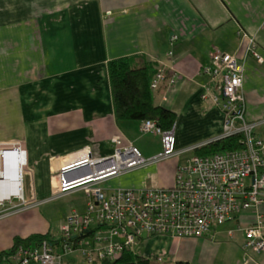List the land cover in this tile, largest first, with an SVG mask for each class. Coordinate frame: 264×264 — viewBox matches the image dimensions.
<instances>
[{"label":"crops","instance_id":"crops-1","mask_svg":"<svg viewBox=\"0 0 264 264\" xmlns=\"http://www.w3.org/2000/svg\"><path fill=\"white\" fill-rule=\"evenodd\" d=\"M248 38L262 63L243 55ZM214 49L240 56L246 119L264 124V0H0V125L6 124L9 141L20 142L25 151L23 174L30 165L39 172L32 197L51 196L55 159L86 146L97 157L108 156L111 138L140 129V122L115 119L107 74L111 60L135 58L163 71L165 79L152 97L176 115V151L219 137L222 114L202 99L205 88L215 91L201 74ZM131 175L108 181L106 190L146 187V176ZM260 214L264 218V206ZM254 222L255 215L245 212L206 237H144L137 249L171 264H264V251L243 248L244 229ZM17 228L12 243L36 234L22 236Z\"/></svg>","mask_w":264,"mask_h":264},{"label":"built area","instance_id":"built-area-1","mask_svg":"<svg viewBox=\"0 0 264 264\" xmlns=\"http://www.w3.org/2000/svg\"><path fill=\"white\" fill-rule=\"evenodd\" d=\"M246 37L241 35L242 40ZM243 53L258 63L263 61L251 38L247 39ZM240 59L237 53L214 49L209 63L201 69L215 90L205 88L202 99L211 100L223 117L219 137L176 151L173 129L161 131L155 122L146 120L140 125V133L162 137L163 152L155 157L145 159L118 135L110 140L112 152L108 156L97 157L86 146L55 159L50 169L52 198L80 190L86 197L85 211H72L64 219L57 240H43L30 248L17 247L10 257L11 263L70 264L68 257L76 253L80 255V264L113 261L125 250L136 252L144 237L203 238L214 227L245 212L253 213L255 222L244 229L243 248L256 254L264 251V218L260 214L264 206V142L254 133L261 123L248 122L245 116ZM164 79L163 71H156L151 90ZM173 82L171 79L169 84ZM236 135L242 137L241 149L211 156L190 155L175 167L169 187L151 185L112 191L103 188L112 179L171 157L192 154L208 143ZM10 145L22 148L20 143ZM20 155L26 166L25 151L20 150ZM15 198L24 202L22 196H11L1 200L0 207ZM19 210L18 206L4 210L0 219Z\"/></svg>","mask_w":264,"mask_h":264},{"label":"rangeland","instance_id":"rangeland-1","mask_svg":"<svg viewBox=\"0 0 264 264\" xmlns=\"http://www.w3.org/2000/svg\"><path fill=\"white\" fill-rule=\"evenodd\" d=\"M8 110V108H7ZM3 118V114L0 113ZM5 123L1 122L0 125V150L10 148L6 146L7 144L20 143L17 141H9L8 130L5 127ZM140 127V125H139ZM139 128H134L130 133H126L125 136L122 135L127 142H130L144 158L153 153L154 151L161 148L160 154L163 152L162 137L159 135L151 134H141L139 133ZM255 136L258 137L261 141L264 142V124L262 123L254 130ZM190 135V134H189ZM21 144V143H20ZM159 155V154H158ZM190 154H184L180 157H171L155 164H152L150 170L144 168L138 176H132L133 178L145 177V186H151L153 176L156 180V184L160 188L168 187L170 184L168 182L171 180V169L174 166L181 164ZM155 157V156H154ZM26 166L28 164L26 163ZM1 169V164H0ZM29 170L25 172L22 176V197L23 201L19 199H11V201L4 202V206L0 207V213H3L4 210L11 209L13 206H18L20 210L12 215L11 217L0 219V248L8 249L12 243V237L15 234L16 227L17 230L21 233L20 235H29L31 233H36L40 235L48 234L54 240H57L60 237V228L64 219L72 212L76 211L83 213L85 211V195L80 190H75L69 193H66L62 196L52 198L48 196L46 199L35 200L34 203L31 201L34 200L32 197V188L36 182L40 179L39 172L35 170L33 165H30L26 168ZM135 172V171H134ZM127 175V174H126ZM150 175V176H149ZM119 178V177H118ZM127 180L129 182H135V179ZM146 178L148 180H146ZM110 183V182H109ZM142 183V184H144ZM108 183L103 185V188L108 187ZM133 189V188H130ZM28 226L27 229L23 227ZM26 230V231H24ZM18 234V232H16ZM136 253L141 254L140 249L136 250ZM68 260H71V264H80L81 258L78 253L73 254L68 257ZM7 264V263H2Z\"/></svg>","mask_w":264,"mask_h":264},{"label":"trees","instance_id":"trees-1","mask_svg":"<svg viewBox=\"0 0 264 264\" xmlns=\"http://www.w3.org/2000/svg\"><path fill=\"white\" fill-rule=\"evenodd\" d=\"M108 81L111 91L114 116L116 121L140 122L149 120L155 122L161 131L173 129L176 115L153 102L151 82L156 71L144 61L135 63V58H121L107 63ZM242 137L236 135L219 141L208 143L192 152L195 156H211L216 153L233 151L242 148ZM223 225V224H222ZM221 226V225H220ZM43 240L54 241L50 235L32 234L26 238L15 237L12 246L0 252V264H12L10 257L17 247L30 248ZM261 253V252H260ZM259 254V253H258ZM72 263V261H70ZM70 263V264H71ZM96 264H171L167 261H158L139 255L136 252L125 250L120 257L111 261L103 260ZM172 264H187L176 262Z\"/></svg>","mask_w":264,"mask_h":264},{"label":"bare ground","instance_id":"bare-ground-1","mask_svg":"<svg viewBox=\"0 0 264 264\" xmlns=\"http://www.w3.org/2000/svg\"><path fill=\"white\" fill-rule=\"evenodd\" d=\"M17 145L0 150V201L11 196H22L20 181L23 176L24 157Z\"/></svg>","mask_w":264,"mask_h":264}]
</instances>
